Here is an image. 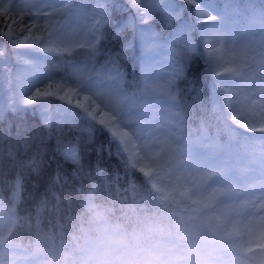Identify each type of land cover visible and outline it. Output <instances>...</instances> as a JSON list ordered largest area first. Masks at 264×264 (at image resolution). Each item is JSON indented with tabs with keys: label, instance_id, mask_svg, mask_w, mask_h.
<instances>
[{
	"label": "rangeland",
	"instance_id": "rangeland-1",
	"mask_svg": "<svg viewBox=\"0 0 264 264\" xmlns=\"http://www.w3.org/2000/svg\"><path fill=\"white\" fill-rule=\"evenodd\" d=\"M195 1L199 18L191 0H0V122L49 101L47 129L102 127L157 200L191 204L188 243L167 234L132 259L100 224L75 249L81 264H261L251 258L264 248V160L233 153L229 140L183 139L178 82L204 52L218 134L223 115L236 132L264 134V0ZM110 15L121 17L112 27ZM127 56L135 62L124 70ZM19 179L8 183L10 205L0 186V264H46L12 239Z\"/></svg>",
	"mask_w": 264,
	"mask_h": 264
},
{
	"label": "trees",
	"instance_id": "trees-1",
	"mask_svg": "<svg viewBox=\"0 0 264 264\" xmlns=\"http://www.w3.org/2000/svg\"><path fill=\"white\" fill-rule=\"evenodd\" d=\"M191 1L192 11L199 18L200 4ZM230 1L215 0L219 7ZM118 18L121 17L110 15L109 27ZM110 43L106 40L107 46ZM112 48L118 49V45ZM130 61L135 62L127 56L122 69L128 70ZM4 68L1 57L2 80L7 76ZM212 84L207 55L192 54L178 82L189 127L182 138L195 142L202 135H210L222 145L230 139L233 153L240 151L247 159L260 163L264 160V134L236 132L234 127H228L231 123L224 121V115L219 127L227 131L218 134V125L211 119L215 116L209 101ZM48 106L49 101L24 115L14 117L10 113L0 122V186L6 205H10L6 196L10 194L9 181H21L15 205L18 221L12 233L16 244L28 252L41 249L46 264H80L75 249L100 224L117 231L129 258L152 247L165 234L189 242L190 235L197 233L186 218L191 204L177 199L175 207L157 200L146 179L125 162L102 127L81 122V129H47L42 110ZM72 146L78 162L66 157L64 149ZM257 252L252 259L264 264V248Z\"/></svg>",
	"mask_w": 264,
	"mask_h": 264
}]
</instances>
